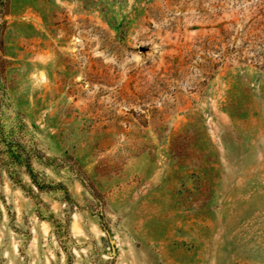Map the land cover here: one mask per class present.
Returning <instances> with one entry per match:
<instances>
[{"label":"rangeland","instance_id":"374dc122","mask_svg":"<svg viewBox=\"0 0 264 264\" xmlns=\"http://www.w3.org/2000/svg\"><path fill=\"white\" fill-rule=\"evenodd\" d=\"M0 25V126L69 195L0 165V264H264V0H0Z\"/></svg>","mask_w":264,"mask_h":264},{"label":"trees","instance_id":"16d2710c","mask_svg":"<svg viewBox=\"0 0 264 264\" xmlns=\"http://www.w3.org/2000/svg\"><path fill=\"white\" fill-rule=\"evenodd\" d=\"M35 164L43 167L52 166L50 160L34 144L23 143L12 128L7 130L0 126V165L8 173L9 178L30 194H33L32 188L38 192L61 189L65 200H69L66 188L61 184L53 186L47 183L45 176L36 171ZM23 174L29 178L30 186L21 183L20 177Z\"/></svg>","mask_w":264,"mask_h":264},{"label":"water","instance_id":"95a60500","mask_svg":"<svg viewBox=\"0 0 264 264\" xmlns=\"http://www.w3.org/2000/svg\"><path fill=\"white\" fill-rule=\"evenodd\" d=\"M114 241L113 240H110V243L112 244Z\"/></svg>","mask_w":264,"mask_h":264}]
</instances>
